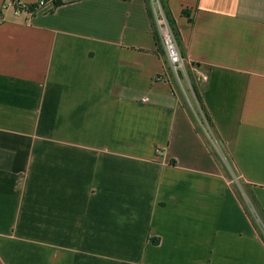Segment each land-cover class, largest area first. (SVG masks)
<instances>
[{
	"label": "crops",
	"instance_id": "obj_1",
	"mask_svg": "<svg viewBox=\"0 0 264 264\" xmlns=\"http://www.w3.org/2000/svg\"><path fill=\"white\" fill-rule=\"evenodd\" d=\"M153 5L1 8L0 264H264L175 91ZM168 5L214 131L264 212V0Z\"/></svg>",
	"mask_w": 264,
	"mask_h": 264
},
{
	"label": "rangeland",
	"instance_id": "obj_2",
	"mask_svg": "<svg viewBox=\"0 0 264 264\" xmlns=\"http://www.w3.org/2000/svg\"><path fill=\"white\" fill-rule=\"evenodd\" d=\"M153 7L152 11L154 9H157V0H153ZM51 7L45 8V11H48ZM7 9L8 11H12V7L9 5V1L7 0L3 5V10ZM52 9V8H51ZM154 15V14H153ZM167 65L169 66L168 62ZM170 68V67H169ZM192 74V78H191ZM174 82H175V91L179 96V99L183 105L186 106V108L189 110V112L192 115V118L205 137V140L207 141V144L209 145V148L212 150V153L219 159L221 165L223 166V170L228 177V179L231 182V185L233 186V189L235 190L237 196L239 197L241 203L243 206L248 208L249 214L253 217L254 215V209L249 203V199L247 197V187L244 183L241 182V180L237 177V173L235 171V168L233 167L229 156L227 155V152L221 142L219 141L215 131L213 128L210 127V125L207 123L205 118L203 117L202 113H199V111L192 110V96L195 97L192 89H191V81H195L194 72L190 70L187 67V73H183L179 75V79L176 78L174 75ZM200 109V108H199ZM252 219V218H251Z\"/></svg>",
	"mask_w": 264,
	"mask_h": 264
},
{
	"label": "built area",
	"instance_id": "obj_3",
	"mask_svg": "<svg viewBox=\"0 0 264 264\" xmlns=\"http://www.w3.org/2000/svg\"><path fill=\"white\" fill-rule=\"evenodd\" d=\"M6 1L7 0H4V3ZM8 1L9 5L16 11L26 7L28 4L23 0ZM69 1L72 0H38L36 2V7L40 9L48 7L53 8L55 2L65 3ZM153 14L159 38L162 44L163 52L172 73L176 76L177 79H179L180 74L187 73V67L192 71H196L194 66L189 64L186 59L182 56L177 41L169 28V25L164 17L161 8L154 9ZM201 78L205 79L203 75ZM156 151L160 153V150L157 149Z\"/></svg>",
	"mask_w": 264,
	"mask_h": 264
},
{
	"label": "trees",
	"instance_id": "obj_4",
	"mask_svg": "<svg viewBox=\"0 0 264 264\" xmlns=\"http://www.w3.org/2000/svg\"><path fill=\"white\" fill-rule=\"evenodd\" d=\"M159 2V5H160V8L164 14V17L169 25V28L172 32V34L174 35L176 41H177V44L179 46V49H180V52L182 54L183 57H185V53H184V49L182 48V43H181V38H180V34H179V31H178V28L176 26V23H175V20L171 14V11H170V8H169V5H168V0H158ZM63 3H60V2H55L54 4V7H57L59 5H61ZM36 6L37 4L36 3H31V4H27V6ZM52 8V9H53ZM150 15L152 16L151 12L149 11ZM153 26V33H154V36H155V39H156V42L161 50L162 48V44H161V41H160V38H159V34H158V31H157V27H156V24H152ZM161 53H162V56L164 58V62H165V65H166V69L167 71L170 73V76H171V80L173 82V84L175 85V80H174V74L172 73L171 69L169 68V66L167 65V60L165 58V55H164V52H163V49L161 50ZM191 78H192V74H191ZM191 89L195 95V99L198 103V106L200 108V111L203 115V117L205 118V120L207 121V123L210 125L211 128H213V125L211 123V120L208 116V113L206 111V108L202 102V97L199 93V90L198 88L196 87V84H195V81H191ZM214 130V128H213ZM245 186L247 187V197L249 199V203L250 205L252 206V208L254 209V216H251L249 214V211H248V208L246 207V211L247 213L251 216L252 218V221H253V224L255 226V229L258 233V235L260 236V238L263 240L264 242V212L262 210V208L260 207L258 201L255 199L254 195L251 193L249 187L245 184Z\"/></svg>",
	"mask_w": 264,
	"mask_h": 264
},
{
	"label": "water",
	"instance_id": "obj_5",
	"mask_svg": "<svg viewBox=\"0 0 264 264\" xmlns=\"http://www.w3.org/2000/svg\"><path fill=\"white\" fill-rule=\"evenodd\" d=\"M26 3H36L38 0H23ZM4 0H0V10L3 7Z\"/></svg>",
	"mask_w": 264,
	"mask_h": 264
}]
</instances>
